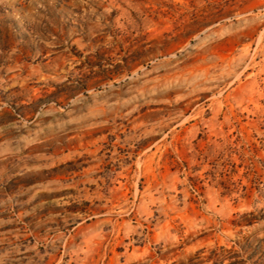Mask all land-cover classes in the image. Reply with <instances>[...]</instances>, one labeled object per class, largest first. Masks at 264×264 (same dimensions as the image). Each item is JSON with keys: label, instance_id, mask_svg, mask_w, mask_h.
I'll return each mask as SVG.
<instances>
[{"label": "rangeland", "instance_id": "374dc122", "mask_svg": "<svg viewBox=\"0 0 264 264\" xmlns=\"http://www.w3.org/2000/svg\"><path fill=\"white\" fill-rule=\"evenodd\" d=\"M0 264H264V0H0Z\"/></svg>", "mask_w": 264, "mask_h": 264}]
</instances>
